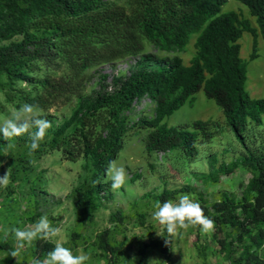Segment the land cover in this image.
Masks as SVG:
<instances>
[{
	"label": "trees",
	"instance_id": "obj_1",
	"mask_svg": "<svg viewBox=\"0 0 264 264\" xmlns=\"http://www.w3.org/2000/svg\"><path fill=\"white\" fill-rule=\"evenodd\" d=\"M127 1L125 9L108 0H0V78L6 81V102L16 108L28 103L47 112L76 101L70 117L56 126L51 123L34 152L56 151L66 161L83 162L86 174L75 190L74 204L76 211H86L98 207L102 192L110 196L105 173L119 159L132 131H145L148 155L171 153L189 163L198 158L199 146L209 144L222 128L211 121L177 127L163 121L203 91L220 108L240 145L241 154L230 168L220 169L231 173L243 167L251 174L241 198L222 193L212 204L213 214L202 207L204 215L236 234L230 241L217 240L229 264H264V147H254L246 136L248 125L262 123L264 99L245 93L247 64L238 43L248 32L256 48V29L236 12L220 14L228 0ZM236 1L256 18L264 40V0ZM198 33L188 65L178 57L157 63L156 57L144 54L145 42L161 52L182 51ZM3 40L9 43L2 45ZM126 57L139 58L127 75H114L110 84L108 76L101 75L96 88L85 91L86 70ZM144 97L154 103L153 119L130 124L127 113ZM13 142L30 145L27 133L0 137V153ZM215 161L210 156L211 168ZM173 196L164 192L159 201ZM101 238L105 251L113 253L106 235ZM37 248L47 255L54 246L40 241ZM141 255L145 259V253Z\"/></svg>",
	"mask_w": 264,
	"mask_h": 264
},
{
	"label": "rangeland",
	"instance_id": "obj_2",
	"mask_svg": "<svg viewBox=\"0 0 264 264\" xmlns=\"http://www.w3.org/2000/svg\"><path fill=\"white\" fill-rule=\"evenodd\" d=\"M127 9V0H108ZM236 12L248 20L256 29V48L253 35L244 32L239 39L240 58L246 62L245 93L252 99H264V40L262 39L256 18L249 9L236 0H228L220 9V14ZM198 34L190 36L189 43L182 51L161 52L145 42L144 54L153 55L155 62L163 63L178 57L188 65L195 56L194 43ZM19 40V37L16 38ZM9 41L3 40L2 45ZM256 55L254 58L253 55ZM139 58L126 57L110 64H104L86 70L85 91L91 92L97 86L101 75H107L110 84L114 75H127ZM5 78H0V121L10 118L14 104L5 100L7 88ZM18 86H23L21 83ZM72 99L64 105H58L43 117H49L56 126L68 119L75 107ZM154 103L144 97L136 102L127 113L130 124L139 118L153 119ZM211 121L223 131L209 144L199 146L198 158L189 163L178 155L151 154L144 149L145 131H132L118 160L113 163L126 170V183L117 190L109 189L99 196L98 207L76 211L75 190L84 180L82 161L71 163L64 160L56 151H30L29 147L11 143L13 147H4L0 153V176L7 171L9 183L0 186V264H33L46 257L38 251L40 241L57 243L72 249L74 255L87 254L85 264H229L225 253L221 251L217 240H232L234 231L214 223L211 232L202 231L201 226L192 225L181 229L177 235L166 233L164 226L152 219L153 204L164 192L174 193L176 199L180 193L191 194L201 207L213 214L212 204L227 193L239 199L246 193L250 172L237 167L231 173H223L221 166L230 168L232 162L241 154L240 145L233 139L225 124L220 108L213 100L199 91L185 104L163 121L168 127L190 124L193 121ZM260 126L248 125L246 136L254 147H264V115ZM32 131V129L30 130ZM232 143V147L229 144ZM6 153V154H4ZM216 158L213 167L209 166L210 156ZM21 163L22 167H17ZM109 168V167H108ZM17 169V170H15ZM108 171V169H107ZM104 176L105 183H111ZM47 215L52 226L60 229L56 237L36 238L26 243L16 257L7 255L15 246L14 235L5 230L12 227L31 228L39 217ZM106 235L113 253L105 251L102 236ZM4 247V249H1ZM264 254V248L262 249ZM145 253V259L142 257Z\"/></svg>",
	"mask_w": 264,
	"mask_h": 264
},
{
	"label": "clouds",
	"instance_id": "obj_3",
	"mask_svg": "<svg viewBox=\"0 0 264 264\" xmlns=\"http://www.w3.org/2000/svg\"><path fill=\"white\" fill-rule=\"evenodd\" d=\"M51 122L43 118L41 110L35 105L24 103L15 109L10 118L0 121V137L11 139L27 133L30 140V151H35L40 146V141L45 137ZM35 129V131H30ZM13 147L8 144L7 148ZM6 154V153H4ZM107 178L111 181V188L120 189L127 179L126 170L123 166L110 164L107 171ZM9 183L7 171L0 176V186ZM152 219L158 224L163 225L167 234L177 235L179 230L188 229L192 225L201 226L202 231L211 232L214 229V220L204 215L200 203L191 194L180 193L176 199L157 200L153 204ZM11 232L14 235L15 246L7 253L11 257L20 254L26 243H31L34 239L56 237L60 229L52 226L47 215L39 217L34 227L21 228L12 227L5 230V235ZM89 259L87 254L81 253L74 255L72 249L57 243L49 251L43 261L35 260L33 264H85Z\"/></svg>",
	"mask_w": 264,
	"mask_h": 264
}]
</instances>
